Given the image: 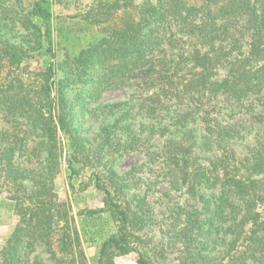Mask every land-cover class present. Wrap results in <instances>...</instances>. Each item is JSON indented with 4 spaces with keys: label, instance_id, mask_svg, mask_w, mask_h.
Returning a JSON list of instances; mask_svg holds the SVG:
<instances>
[{
    "label": "trees",
    "instance_id": "trees-1",
    "mask_svg": "<svg viewBox=\"0 0 264 264\" xmlns=\"http://www.w3.org/2000/svg\"><path fill=\"white\" fill-rule=\"evenodd\" d=\"M57 2L0 0V108L10 124L0 135V197L7 194L18 219L0 243V264H47L32 257L38 245L55 264H90L86 244L100 246L97 264H118L117 257L133 251L138 264H153L167 247L180 264H264V0H93L54 15ZM19 28L29 33V44L45 46L47 65L26 63L36 47L14 42L10 33ZM187 43L192 49L177 61L167 53ZM59 67L65 77L57 80ZM94 67L101 68L90 92L95 100L108 87L137 80L151 90L141 102L146 118L162 116L168 101L184 107L167 125L143 124L137 131L127 103L111 104L106 118L113 121L103 127L109 135L94 147L74 125L65 92L68 80L83 83ZM219 95L238 103L255 96L263 107L256 115L260 136L245 154L239 146L246 137L237 125L222 123L208 109ZM155 137L163 144L149 156L158 158L162 182L193 199L202 198V188L218 190L202 209L208 228L224 234L222 255L206 252L210 243L198 238L205 230L199 210L168 245L140 234L152 219L147 195L131 193L141 184L111 166L105 150L121 141L118 147L140 152ZM201 149L218 156L202 163ZM64 164L73 191L94 184L103 207L73 213L56 188Z\"/></svg>",
    "mask_w": 264,
    "mask_h": 264
},
{
    "label": "rangeland",
    "instance_id": "rangeland-1",
    "mask_svg": "<svg viewBox=\"0 0 264 264\" xmlns=\"http://www.w3.org/2000/svg\"><path fill=\"white\" fill-rule=\"evenodd\" d=\"M93 0H62V2L54 3L53 13L54 15L66 14L76 12L79 5L76 3H91ZM83 5V4H82ZM15 35L14 42L29 46H35V50H31V56L25 61L32 67L45 66L51 61V55L46 52L45 46H37L36 41H31V44L27 41L28 32L24 29H17L10 33ZM245 39V38H244ZM250 39H245V49H248ZM168 48V46H166ZM193 44H186L182 49H169L168 54L176 61L181 57L180 53H189ZM57 60H64V51L58 50ZM184 66L183 69H188L189 64ZM101 72V68L94 67L88 77L87 81L73 83L71 80L69 86L65 89L67 99L72 107V114L74 117V125L78 128L79 132L88 139L90 145L98 147L104 143L109 135L103 131L104 125L113 121L112 118H106V108L111 104L127 103L123 107L129 109L131 113L130 120L133 121L134 130H141L143 124L155 123L158 126L167 125L172 121V118L176 113L183 109V105H178L174 101L166 102L163 109L162 116L158 118H146L141 112V102L147 92L151 90H144L140 85V82L135 80L130 85L123 88L108 87L106 88L98 99H94L90 95V92L94 88V79ZM222 75H226V70L222 72ZM65 77L64 71L61 67L58 68L56 79ZM142 79V77H141ZM255 96H251L243 103H238L233 99H228L226 96L219 95L212 104L208 103V109L212 116L217 117L222 123L230 124L234 123L237 128L246 137V140L240 141L239 150L242 154L247 152L248 145L254 144L255 140L260 136L262 126L257 121V114L263 109L258 104ZM210 105V106H209ZM254 110H251L253 106ZM10 126L9 122L5 119L4 112L0 108V135L2 131ZM196 130V135L200 138L203 134V128L200 125L193 126ZM143 137L148 136V132L145 131L142 134ZM110 137H114V133L110 134ZM164 138H157L151 142L147 139L144 144L141 145L142 149L139 151L126 150L125 146L118 147L116 142L111 146L107 152V157L113 159L111 166H113L119 173L131 172L130 177L139 181L141 185L139 188L131 190V193L141 192L147 195V200L151 207V221L141 231V235L147 239L151 244L168 245L175 234L177 228L188 219V215H193L195 210H199L200 214L197 215L199 221L204 224L205 230L198 236L203 241L209 242L210 246L207 247L206 252L211 255H222L225 246L221 244L219 239L224 237L221 231L216 233L215 230L211 231L209 225L205 223L208 216V212L202 207L205 204V199H209L211 202L215 201L218 195V190L202 188L200 195L202 198L193 199L185 193L183 189L176 190L171 189L166 183L162 182V172L160 168L161 164L156 156L150 155L157 151L163 144ZM158 155V154H157ZM200 161L202 163H209V161L218 156V152H207L199 150ZM69 169L66 164L63 165L62 171L56 180L57 191L63 200H68L73 209V213L83 208H100L103 207V194L99 191L94 184H91L85 190L73 189L69 185ZM78 183L77 181L75 182ZM203 211V212H202ZM17 215L12 208V202L7 198V194H3L0 197V243H5L11 235L16 223ZM206 224V225H205ZM219 224V223H218ZM224 225L223 227H225ZM210 230V233L208 231ZM231 233H228L227 239L231 238ZM216 239V240H215ZM215 240V241H214ZM206 245V244H205ZM85 250L88 255L90 264H97L99 257L100 246L98 245H85ZM40 257L47 264H55L54 259L48 252L44 245H38L36 251L32 255ZM138 253L131 252L127 255L119 256L116 258L118 264H138ZM220 259V258H218ZM217 259V260H218ZM227 261V260H226ZM153 264H180L178 253L174 250L166 248V253L162 255L155 254ZM248 264H252V261H248Z\"/></svg>",
    "mask_w": 264,
    "mask_h": 264
}]
</instances>
